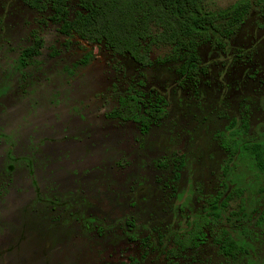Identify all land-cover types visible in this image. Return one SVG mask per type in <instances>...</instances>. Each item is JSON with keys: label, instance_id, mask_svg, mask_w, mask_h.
<instances>
[{"label": "rangeland", "instance_id": "1", "mask_svg": "<svg viewBox=\"0 0 264 264\" xmlns=\"http://www.w3.org/2000/svg\"><path fill=\"white\" fill-rule=\"evenodd\" d=\"M48 15L24 0H0V230L20 221L51 224V215L30 212L39 201L35 177L46 193L83 195L85 224L94 225L82 227L71 216L66 226L52 224L59 228L53 264H264V173L221 144L236 131L264 144L260 6L235 34H214L200 46L196 83L182 75L179 61H161L167 45L155 46L153 64L141 67L102 45L67 42ZM36 36L41 52L23 66L20 56ZM89 51L91 62L77 64ZM134 89L168 103L165 118L146 133L136 122L106 116ZM235 187L244 190L229 198L216 225L204 228L206 239L174 254L177 237L194 228L211 198ZM223 227L246 240L247 252L235 259L220 253L214 237ZM31 248L35 257L24 264H45Z\"/></svg>", "mask_w": 264, "mask_h": 264}, {"label": "trees", "instance_id": "2", "mask_svg": "<svg viewBox=\"0 0 264 264\" xmlns=\"http://www.w3.org/2000/svg\"><path fill=\"white\" fill-rule=\"evenodd\" d=\"M31 8L49 12V20L56 24L59 32L71 42L73 38L88 44L106 47L115 55L132 58L143 67L153 64L151 52L155 46L167 45L170 53L161 61H179V70L185 78H196L201 67L199 48L212 41L214 34L229 37L244 24L254 5H259L264 13V0H238L225 8L210 10L206 0H24ZM43 41L35 37L34 44L26 47L20 57L23 66L30 57L40 54ZM94 57L93 51L87 52L77 64L87 65ZM148 103L144 94H131L121 97V106L111 114L124 119L139 121L144 131L153 122L161 119L167 112L163 98L157 96ZM248 129L247 121L243 122ZM241 141V142H240ZM233 155L245 154L254 161V167L264 173V144L241 140L237 131L225 139ZM235 187L230 196L233 198L243 192ZM211 210L195 221L194 228L183 238L177 237L179 249L174 254L193 248L194 241L205 238L206 226H214L222 216L223 206L220 199H213ZM239 213L245 208L242 198ZM238 213V214H239ZM246 214V213H245ZM204 240V239H203ZM214 241L221 254L237 258L247 252L246 240L236 236L230 229L223 227L216 233ZM200 242V241H199ZM137 260L122 264H138Z\"/></svg>", "mask_w": 264, "mask_h": 264}, {"label": "flooded vegetation", "instance_id": "3", "mask_svg": "<svg viewBox=\"0 0 264 264\" xmlns=\"http://www.w3.org/2000/svg\"><path fill=\"white\" fill-rule=\"evenodd\" d=\"M141 67H143V66H141ZM200 67H201V64H200ZM201 69H202V67H201ZM201 69L198 72L196 78H188V79H190L194 83L198 82ZM140 92H141L140 90L134 89L132 92H129L125 95H122L121 97H126V96H129L131 94H139ZM157 96H161L163 98V105H164V108L166 109V112H167L168 103H167V100L165 99L164 95L157 94L156 96H149V97H146L144 95L145 100L148 103L149 102L152 103L151 101L155 100V98ZM121 97L119 99V105L117 107H115L112 111L107 113L106 116L108 118L113 119V120H120V121H124V122H129V121L130 122H136V123L140 124L141 131L143 133H146L150 130V128L152 127L153 124L164 119L166 116V114H165L161 119L153 122L152 125L150 126V128L147 131H144V127L139 121L133 120V119H124L121 116L111 114L115 109H117L121 106ZM243 122L244 121H242L241 127L244 128ZM244 131H247V129L246 130L244 129ZM230 135H231V133L224 136L223 142L221 143V144H223L222 146L225 149L229 150V154L231 157H234V156L246 157L245 154L233 155L231 153L229 145H227L225 143V139L229 138ZM242 135L243 134L240 135L239 133H237V137L239 139H241L242 141L243 140L246 141L247 139H245V137ZM249 141H255V140H249ZM11 154H9V158L11 157ZM30 174H31V176H34L33 170H31ZM175 176L180 177V173H176ZM33 182L36 186L35 198L39 200L38 203H40V205H38V203L35 204V206H34L35 207V211H34L35 214L31 210H30V212L32 213V215L37 214V215H43V216H48V217L51 215V218L48 219L51 222V224H49L46 227L40 228L35 223H31L29 221H25V222L20 221L19 223L13 222L11 224H8L7 227L1 228V230H0L1 231L0 232V241H1V243H0V264H24L27 257H35L33 254H31V251L34 249V248H31L32 246L38 247V249H36V251L38 252L37 257H41L45 264H53L49 260V257H52V252H53L55 246L59 244V231H58L59 228L56 229L55 225L52 226V224H55L57 222L56 225H58V226H66L67 224H69V221H70L69 217L71 216L72 219L76 220V222H78L82 227H83V225H84V227L87 226L88 228L91 226H94L91 223H88L87 225L85 224L86 217L84 216L85 211L83 210L84 209L83 203L85 202V200H83V195H77L78 191L75 193H71V194L64 192L61 195L62 197H57L56 195L46 193L42 189H40L37 186L38 183H37V179L35 177H34ZM228 189L229 188H227V191H229ZM231 192L232 191H230L229 193L225 192V193L221 194V192L218 191L217 194L211 198L209 206L207 208H205L204 212L207 213L208 211L211 210V204L213 203L212 202L213 199H216V198L220 199V203H222V204L229 202V200L226 201V199L230 196ZM64 196H66L67 198H63ZM44 199L46 200V202H44ZM66 199L70 200V202L66 203ZM34 200H32V201H34ZM226 206H223V208H225ZM71 208H73V209H71ZM130 220L131 221H129V219H127L126 224L129 226H134L132 219H130ZM184 236H182L180 238H183ZM203 239L205 240L206 237L205 238L201 237L197 241H194L193 242L194 246L200 244L201 241H203ZM214 239H215V237H214ZM38 241H39V243H37ZM34 242H36V244L31 245ZM27 248H31V249H27ZM178 249H179V247H178ZM17 250L19 252H16ZM241 255H239V256H241ZM223 256H225V255H223ZM10 257H12L11 260H10ZM225 257H228V256H225ZM23 259H25V260H23Z\"/></svg>", "mask_w": 264, "mask_h": 264}]
</instances>
